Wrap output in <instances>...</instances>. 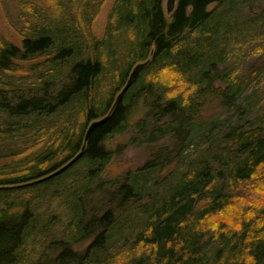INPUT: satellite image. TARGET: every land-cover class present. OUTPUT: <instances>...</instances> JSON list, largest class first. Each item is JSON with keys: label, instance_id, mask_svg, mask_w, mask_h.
Listing matches in <instances>:
<instances>
[{"label": "trees", "instance_id": "obj_1", "mask_svg": "<svg viewBox=\"0 0 264 264\" xmlns=\"http://www.w3.org/2000/svg\"><path fill=\"white\" fill-rule=\"evenodd\" d=\"M106 1L2 0L0 264H264V2Z\"/></svg>", "mask_w": 264, "mask_h": 264}, {"label": "rangeland", "instance_id": "obj_2", "mask_svg": "<svg viewBox=\"0 0 264 264\" xmlns=\"http://www.w3.org/2000/svg\"><path fill=\"white\" fill-rule=\"evenodd\" d=\"M112 0H107L106 3L104 4L103 8H102V12H100L101 14L96 18V20L94 21V31L96 32V34H100L103 31V26L105 23V19H106V15L107 12L109 10L110 4H111ZM176 0V4H177ZM262 2H264V0H262ZM163 7H164V11L167 14V16L170 15V13L172 11H167L166 9V4H167V0H163ZM175 4V5H176ZM0 29L10 38L12 39L17 45H21V41H20V36L19 34L15 31V29L12 27L11 23L9 22L6 12L4 10L3 7V3L2 0H0ZM259 80L257 84H252L250 86V90L252 88H256V87H260L261 85H263L264 83V72L262 73V75L260 77H258ZM128 136H124V139H127ZM120 141V137L115 136L112 138V144H116L117 142ZM147 157L146 152H144V150L142 149L141 146H132L130 148H128L125 151L124 156L119 159L118 161H112L111 166L109 165V169L111 170V172L114 173H118L122 168H134L136 166H138L139 164H141L145 158ZM29 185H22V187L27 188ZM31 188V187H30ZM29 188V189H30ZM28 190V189H27ZM26 192V191H25ZM25 196H30L29 194L30 191L27 193H24ZM56 205V201L54 203V207ZM48 206V205H47ZM49 207V206H48ZM47 207V209H48ZM46 208V207H45ZM44 208V209H45Z\"/></svg>", "mask_w": 264, "mask_h": 264}, {"label": "water", "instance_id": "obj_3", "mask_svg": "<svg viewBox=\"0 0 264 264\" xmlns=\"http://www.w3.org/2000/svg\"><path fill=\"white\" fill-rule=\"evenodd\" d=\"M175 4H176V0H167V4H166V9L165 10H167L169 12L172 11L173 8H175V6H176ZM146 64H147V61H141V62H139V63H137V64H135L133 66V68L131 69V72L129 73L130 75H129L128 79H127V82L125 83V85H123V88L121 89V91H119L117 93V95L115 96V101L113 103V106L124 95V92L128 89V87L131 84L133 76H135ZM107 117H108V115L96 118V119L92 120L88 124V126L86 127V130H85V135H84V141H83L82 148L74 157H72L71 159H68V161H66L62 166H60L55 171H53V172H51V173H49L47 175L44 174V176L39 177V178H37L35 180H31V181L25 182L23 184H20V186L35 184V183H39V182H42V181L45 182V180L50 179V178L62 173L63 171L68 169L70 166H72L82 156V154H83V152L85 150V147H86L87 140H88L92 130L94 129V127H96L99 124H101L104 120H106Z\"/></svg>", "mask_w": 264, "mask_h": 264}, {"label": "bare ground", "instance_id": "obj_4", "mask_svg": "<svg viewBox=\"0 0 264 264\" xmlns=\"http://www.w3.org/2000/svg\"><path fill=\"white\" fill-rule=\"evenodd\" d=\"M132 68H133V67H132ZM130 72H131V71H130ZM128 74H129V73H128ZM129 75H130V74H129ZM129 75H128V77H129ZM127 79H128V78H127ZM126 82H127V80H126ZM126 82H125V83H126ZM122 88H123V87H122ZM122 88H121V89H122ZM121 89H119V91H121ZM119 91H118V92H119ZM126 91H127V90H126ZM126 91H125V92H126ZM118 92H117V93H118ZM125 92H124V93H125ZM116 95H117V94H116ZM122 97H123V96H122ZM122 97H121V98H122ZM114 101H115V99H114ZM112 108H113V105H112ZM106 115H109V113H107ZM104 116H105V115H104ZM89 123H90V122H89ZM83 141H84V139H83ZM82 145H83V144H82ZM73 157H74V156H73Z\"/></svg>", "mask_w": 264, "mask_h": 264}]
</instances>
